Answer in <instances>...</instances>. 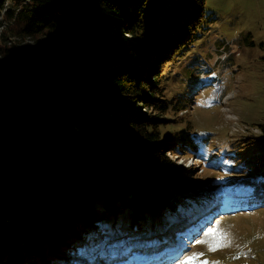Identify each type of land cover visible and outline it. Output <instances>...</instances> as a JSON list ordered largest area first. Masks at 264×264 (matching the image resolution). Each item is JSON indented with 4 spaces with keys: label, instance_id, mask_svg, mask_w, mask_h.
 I'll list each match as a JSON object with an SVG mask.
<instances>
[{
    "label": "trees",
    "instance_id": "trees-1",
    "mask_svg": "<svg viewBox=\"0 0 264 264\" xmlns=\"http://www.w3.org/2000/svg\"><path fill=\"white\" fill-rule=\"evenodd\" d=\"M6 1L0 51L14 56L3 44L19 36L35 42L37 55H53L0 61V122H9L0 134L5 264H49L63 253L72 260L125 227L144 232L154 218L173 220L223 194L210 185L182 189L168 155L204 158L213 137L161 132L172 103L159 63L194 44L206 0H10L14 9ZM121 29L136 39L129 52ZM185 97L176 94L175 105ZM252 147L250 166L227 178L246 190L227 198L247 207L239 211L264 207V139Z\"/></svg>",
    "mask_w": 264,
    "mask_h": 264
},
{
    "label": "rangeland",
    "instance_id": "rangeland-1",
    "mask_svg": "<svg viewBox=\"0 0 264 264\" xmlns=\"http://www.w3.org/2000/svg\"><path fill=\"white\" fill-rule=\"evenodd\" d=\"M5 7L15 8L10 0ZM58 35L64 37L62 33ZM198 35L194 44L181 50L172 63L166 64L167 58L159 63L167 68L161 76L162 93L172 103L169 113L160 115L165 119L161 132L166 135L185 128L213 137L210 151L203 147L204 158L192 151H168V155L178 164L177 178L182 181V189L210 185L223 194L198 205L202 209L192 208L173 220L154 218L151 225L143 224L149 231L135 234V230L125 227L86 246L84 264H103L106 257L111 259L110 264L118 257L121 264H131L135 246L144 251L138 250L135 256L150 258L151 264H180L189 251L187 257L202 254L190 264H264V207L239 211L247 208L235 205L239 198L227 200L246 192L242 186L236 189L228 185L227 178L234 169L239 172V165L250 166L245 161L248 150L256 138L264 139V0H206ZM119 36L129 52L136 39L124 29L119 30ZM34 44L19 36L9 38L3 46H8L14 56L0 51V61L28 63L51 55L50 51L37 55L36 48L31 47ZM180 92L186 96L184 106L174 103V96ZM6 124L9 122H0V134ZM210 228L214 234H207ZM156 236L160 237L158 241ZM198 240L204 243H196ZM74 258L72 261L63 253L48 263L77 264L84 259ZM5 259L0 253V264H5ZM97 259L100 263L94 261Z\"/></svg>",
    "mask_w": 264,
    "mask_h": 264
},
{
    "label": "snow or ice",
    "instance_id": "snow-or-ice-1",
    "mask_svg": "<svg viewBox=\"0 0 264 264\" xmlns=\"http://www.w3.org/2000/svg\"><path fill=\"white\" fill-rule=\"evenodd\" d=\"M214 231H215L214 229L210 228V229H208L207 234H214ZM196 243H204V241L198 240V241H196ZM212 250H215V248H213ZM200 255H202V254L201 253H193L191 256L186 257L183 261H181L180 264H190L191 261L195 260Z\"/></svg>",
    "mask_w": 264,
    "mask_h": 264
},
{
    "label": "bare ground",
    "instance_id": "bare-ground-1",
    "mask_svg": "<svg viewBox=\"0 0 264 264\" xmlns=\"http://www.w3.org/2000/svg\"><path fill=\"white\" fill-rule=\"evenodd\" d=\"M96 247H98V246H96ZM92 248H94V247H92ZM90 249H91V248H90ZM90 249H89V250H90ZM189 254H190V251H189ZM189 254H188V255H189ZM188 255H187V256H188ZM187 256H186V257H187ZM102 262L105 263L104 261H102Z\"/></svg>",
    "mask_w": 264,
    "mask_h": 264
},
{
    "label": "water",
    "instance_id": "water-1",
    "mask_svg": "<svg viewBox=\"0 0 264 264\" xmlns=\"http://www.w3.org/2000/svg\"><path fill=\"white\" fill-rule=\"evenodd\" d=\"M53 55V52H51V55H49V56H47V57H50V56H52Z\"/></svg>",
    "mask_w": 264,
    "mask_h": 264
}]
</instances>
